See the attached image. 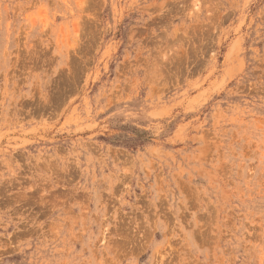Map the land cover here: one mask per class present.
Returning <instances> with one entry per match:
<instances>
[{"label": "rangeland", "instance_id": "obj_1", "mask_svg": "<svg viewBox=\"0 0 264 264\" xmlns=\"http://www.w3.org/2000/svg\"><path fill=\"white\" fill-rule=\"evenodd\" d=\"M0 264H264V0H0Z\"/></svg>", "mask_w": 264, "mask_h": 264}]
</instances>
